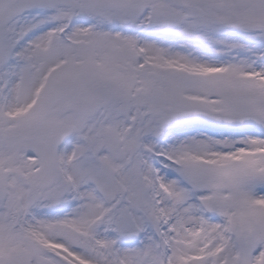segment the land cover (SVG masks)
Here are the masks:
<instances>
[{
    "label": "snow or ice",
    "instance_id": "obj_1",
    "mask_svg": "<svg viewBox=\"0 0 264 264\" xmlns=\"http://www.w3.org/2000/svg\"><path fill=\"white\" fill-rule=\"evenodd\" d=\"M0 264H264V0H0Z\"/></svg>",
    "mask_w": 264,
    "mask_h": 264
}]
</instances>
